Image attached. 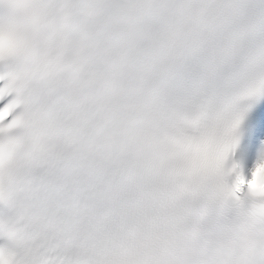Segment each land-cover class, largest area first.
<instances>
[{
  "label": "snow or ice",
  "instance_id": "1",
  "mask_svg": "<svg viewBox=\"0 0 264 264\" xmlns=\"http://www.w3.org/2000/svg\"><path fill=\"white\" fill-rule=\"evenodd\" d=\"M0 264H264V0H0Z\"/></svg>",
  "mask_w": 264,
  "mask_h": 264
}]
</instances>
